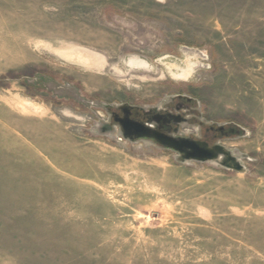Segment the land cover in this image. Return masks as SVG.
Wrapping results in <instances>:
<instances>
[{"label": "rangeland", "instance_id": "1", "mask_svg": "<svg viewBox=\"0 0 264 264\" xmlns=\"http://www.w3.org/2000/svg\"><path fill=\"white\" fill-rule=\"evenodd\" d=\"M0 264H264V0H0Z\"/></svg>", "mask_w": 264, "mask_h": 264}, {"label": "water", "instance_id": "2", "mask_svg": "<svg viewBox=\"0 0 264 264\" xmlns=\"http://www.w3.org/2000/svg\"><path fill=\"white\" fill-rule=\"evenodd\" d=\"M124 111L127 112V109H124ZM117 119H120L126 132L151 135L158 139L160 142L178 149H184L185 147H187L190 149V152L188 153L190 156L210 157L215 153L209 147L200 145L196 140L188 138L176 139L166 133H163L159 130H155L150 126L145 125L141 121L130 120L127 115H125L124 117H117Z\"/></svg>", "mask_w": 264, "mask_h": 264}, {"label": "bare ground", "instance_id": "3", "mask_svg": "<svg viewBox=\"0 0 264 264\" xmlns=\"http://www.w3.org/2000/svg\"><path fill=\"white\" fill-rule=\"evenodd\" d=\"M137 62V61H136ZM176 70V69H175ZM192 71V66H188L187 69H183L180 73H177L178 77H186L188 73ZM201 145L206 146L204 143L201 142Z\"/></svg>", "mask_w": 264, "mask_h": 264}, {"label": "flooded vegetation", "instance_id": "4", "mask_svg": "<svg viewBox=\"0 0 264 264\" xmlns=\"http://www.w3.org/2000/svg\"><path fill=\"white\" fill-rule=\"evenodd\" d=\"M132 117V116H131Z\"/></svg>", "mask_w": 264, "mask_h": 264}]
</instances>
